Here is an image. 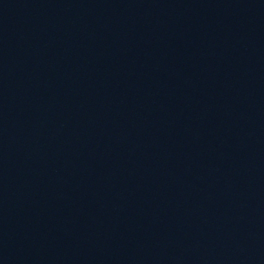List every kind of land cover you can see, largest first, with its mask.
I'll return each instance as SVG.
<instances>
[{
    "label": "water",
    "instance_id": "1",
    "mask_svg": "<svg viewBox=\"0 0 264 264\" xmlns=\"http://www.w3.org/2000/svg\"><path fill=\"white\" fill-rule=\"evenodd\" d=\"M0 264H264V0H0Z\"/></svg>",
    "mask_w": 264,
    "mask_h": 264
}]
</instances>
